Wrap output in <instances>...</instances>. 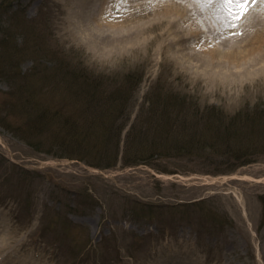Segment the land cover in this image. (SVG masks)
<instances>
[{
  "label": "rangeland",
  "instance_id": "rangeland-1",
  "mask_svg": "<svg viewBox=\"0 0 264 264\" xmlns=\"http://www.w3.org/2000/svg\"><path fill=\"white\" fill-rule=\"evenodd\" d=\"M263 5H250L232 28V18H211L228 23L227 43H236L247 38L248 22ZM68 13L63 0H0V264H174V257L175 264H264V153L232 169L202 155H154L136 164H124L122 157L125 131L141 105L147 110L156 83L163 93L183 92L199 107L233 114L264 105V70L236 73L235 65L212 58L206 62L212 68H204L192 51L194 39L175 40L168 21L155 27L153 37L148 34L141 49L120 52L124 44L105 58L84 36L67 31ZM179 23L181 35L194 30L190 19ZM60 64L89 75L142 73L117 148L105 147L99 135L85 139L110 164L88 163L82 153L60 155L54 145L77 134L63 124L66 117L77 124L85 119L66 76L57 77ZM20 85L46 117L16 111L12 91ZM19 95L22 103L25 92ZM33 123L31 137L24 130L21 139L18 127Z\"/></svg>",
  "mask_w": 264,
  "mask_h": 264
},
{
  "label": "trees",
  "instance_id": "trees-1",
  "mask_svg": "<svg viewBox=\"0 0 264 264\" xmlns=\"http://www.w3.org/2000/svg\"><path fill=\"white\" fill-rule=\"evenodd\" d=\"M64 60L67 65V60ZM66 65L60 64V73L57 77L62 73L63 77L66 76L65 86H68V89L72 87L73 92L77 94L78 115L85 119L83 123L77 124L73 121L71 123L72 118L66 117L63 124L77 134L67 139L61 135L63 139L70 141H66L64 145H61V142L54 145L56 148L59 147L60 155L75 156L82 153L88 157L86 160L88 163H94L93 160H96L95 164L103 166L110 164L108 160L103 162L105 152L100 153L94 142L90 140L86 142L85 139L94 136L92 134L99 135L105 147L117 148L121 131L130 119L129 108L132 106L130 102L134 86L140 81L142 73L128 72L108 77L104 73L89 75L77 69L75 65L69 64L68 67ZM156 84L152 87L147 110L141 105L135 119L126 130L122 150L124 164H136L142 160H149L154 155L156 157L202 155L203 159L232 169L251 162L264 153V105L258 103L252 111L247 109L246 112H240L241 114L239 111L228 114L214 105L199 107L189 101L183 92L163 93L161 86ZM21 85L16 91H12L16 96L12 106L16 111L19 108H26L30 112L32 110L31 113L37 112L34 107L38 101L31 102L29 97H32V94ZM21 91L25 92L22 103L17 99ZM186 114L192 119L187 121ZM36 116H41L39 119L46 117L45 109L38 110ZM34 118L33 114L32 122ZM119 118H123L121 123L115 121ZM36 129L34 123L31 126L18 127L21 139H24L22 131L27 130L30 138ZM29 138H25L29 144L41 146L43 149L51 148L48 143L43 145L41 141L31 142ZM75 139L77 141H73ZM95 153H98L101 159H96Z\"/></svg>",
  "mask_w": 264,
  "mask_h": 264
},
{
  "label": "bare ground",
  "instance_id": "bare-ground-1",
  "mask_svg": "<svg viewBox=\"0 0 264 264\" xmlns=\"http://www.w3.org/2000/svg\"><path fill=\"white\" fill-rule=\"evenodd\" d=\"M178 2L176 0H63L64 7L68 5L69 8L66 29L72 34L84 36L90 46L93 49L97 48L96 51L105 58H113L119 54L116 53V49L123 47L124 44L127 47L124 51L119 50L120 52L131 53L135 49H141L147 44L148 34L153 37L155 27L168 21L170 25L168 29L175 32L177 37L175 40L181 36L194 39L192 51L197 60L205 61H201L204 68L208 66L212 68L206 63L212 58V61L216 59L221 63L227 62L229 64L227 67L235 65L232 67L236 68L234 70L236 73L264 70V5L261 9H256L254 18L249 20L251 31L247 38L244 40L236 38V43L229 44L227 42L230 41V37L223 32L224 26L227 28L228 23L221 22L220 17L219 21L211 18L215 13L231 20L225 8L215 4L182 7ZM186 19H190L192 24L190 26H194V30H185L181 35L183 27L179 22ZM239 20L232 19L230 28L240 24ZM200 22L206 25L202 26L204 29L199 28ZM210 33L217 35L213 37ZM151 40L154 38H150ZM259 61L263 63L258 64ZM171 260L175 264V257Z\"/></svg>",
  "mask_w": 264,
  "mask_h": 264
},
{
  "label": "snow or ice",
  "instance_id": "snow-or-ice-1",
  "mask_svg": "<svg viewBox=\"0 0 264 264\" xmlns=\"http://www.w3.org/2000/svg\"><path fill=\"white\" fill-rule=\"evenodd\" d=\"M201 6L218 5L227 10L228 15L233 20L241 19L249 10V6L256 5L264 0H197ZM235 26V25H234Z\"/></svg>",
  "mask_w": 264,
  "mask_h": 264
}]
</instances>
